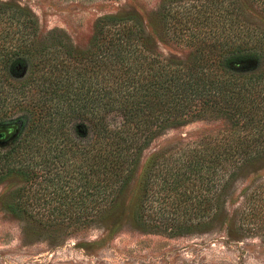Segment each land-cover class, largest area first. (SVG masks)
Masks as SVG:
<instances>
[{"label": "trees", "instance_id": "trees-1", "mask_svg": "<svg viewBox=\"0 0 264 264\" xmlns=\"http://www.w3.org/2000/svg\"><path fill=\"white\" fill-rule=\"evenodd\" d=\"M165 1L164 28L190 47L186 58L159 53L134 14L102 15L78 48L55 30L39 39L35 15L0 0V120L27 116L24 132L0 147V184L16 180L3 198L10 211L23 215L37 179L55 181L57 161H71L61 183L68 220L108 218L154 137L209 115L228 129L199 139L184 161H158L156 153L142 164L126 209L133 223L170 233L205 228L233 194L237 169L264 161V2L247 14L238 0ZM153 192L163 218L148 214ZM242 192L239 226L245 208L257 214L264 181Z\"/></svg>", "mask_w": 264, "mask_h": 264}, {"label": "rangeland", "instance_id": "rangeland-1", "mask_svg": "<svg viewBox=\"0 0 264 264\" xmlns=\"http://www.w3.org/2000/svg\"><path fill=\"white\" fill-rule=\"evenodd\" d=\"M3 1L25 7L35 15L39 24V39L48 31L55 30V35L66 34L76 47L85 48L99 17L104 14H134L143 19L148 34L154 38L157 51L162 55L183 59L190 51L184 40L175 38L172 27L168 30L164 28L162 14L165 0ZM192 1L200 4L204 0ZM238 1L247 14L250 10L248 6L259 11L264 2ZM5 124L14 125L16 132L9 140L0 142L2 148L9 146L24 132L27 116L17 113L0 120V125ZM228 127L226 119L209 115L161 131L142 153L140 166L121 195L118 206L105 219L98 217L85 223L68 220L70 195L66 196L67 185L61 183L71 161H63L64 164L57 161L59 172L54 175L57 178L55 181H45L43 177L37 179L41 180L40 185L32 186L35 199H25L24 196L21 216L3 204V198L15 187L16 180L1 183L0 264H264V208L260 205L264 202L263 192L257 197L260 198L257 214L247 207L245 217L241 218L243 226L237 222L240 210L246 207L248 200V193L242 192V189L248 182L264 181V161H248L237 169L234 185L229 190L233 194L226 201L222 214L205 228L192 226L188 230L171 233L149 230L133 223L126 210L136 195L141 166L148 158L158 153L161 156L158 161H164V156L168 161H184L199 139L215 136ZM157 196L158 192L151 193L148 214L163 218L164 207L159 204ZM259 207L262 209L259 210ZM26 213L36 216L29 217ZM111 216L116 217L113 222ZM224 216L230 220L226 222ZM255 216L259 219L255 220ZM56 217H59L58 221Z\"/></svg>", "mask_w": 264, "mask_h": 264}, {"label": "water", "instance_id": "water-1", "mask_svg": "<svg viewBox=\"0 0 264 264\" xmlns=\"http://www.w3.org/2000/svg\"><path fill=\"white\" fill-rule=\"evenodd\" d=\"M16 132V128L12 124L0 125V142L9 140Z\"/></svg>", "mask_w": 264, "mask_h": 264}]
</instances>
